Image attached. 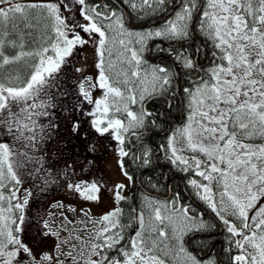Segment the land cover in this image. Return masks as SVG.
Returning <instances> with one entry per match:
<instances>
[{"label": "snow or ice", "instance_id": "6c2138e0", "mask_svg": "<svg viewBox=\"0 0 264 264\" xmlns=\"http://www.w3.org/2000/svg\"><path fill=\"white\" fill-rule=\"evenodd\" d=\"M157 40L167 64L144 58ZM89 43L96 76L88 88L68 84L65 69L83 75L72 58ZM9 66L18 68L0 73V264H62L43 250L57 235L43 217L42 250L28 242L26 176L42 177V189L59 183L83 201L102 199L106 184L88 169L78 179L75 164L59 174L46 164L61 114L77 137L85 123L110 137L120 174L135 185L139 173L144 188L134 197L125 183L107 189L114 207L92 220L83 264H222L213 234L224 235L227 264H264V144L242 142L264 138V0H0V70ZM161 160L183 191L144 175ZM162 188L165 199L152 195Z\"/></svg>", "mask_w": 264, "mask_h": 264}, {"label": "rangeland", "instance_id": "374dc122", "mask_svg": "<svg viewBox=\"0 0 264 264\" xmlns=\"http://www.w3.org/2000/svg\"><path fill=\"white\" fill-rule=\"evenodd\" d=\"M72 60L75 67H82L85 70L83 75H81L80 73H76L75 68L71 66L75 81L83 82L84 87L88 88L89 83L86 78H94L97 72L94 67L95 56L93 44L89 43L88 46L77 53ZM101 95L102 90L96 89L93 91L94 97L98 98ZM91 107V105L87 106L88 109H91ZM81 119H83V117H81ZM93 139L91 147L95 146V151H89V155L86 156L84 155L85 153H83L82 157L76 156L78 141L73 138L71 153L69 150L67 151L65 149L61 151L60 157L57 154L58 157L56 158L52 152V159L49 158L46 164L50 166L56 174H59L64 168L65 163L75 164L77 165L76 172L78 179L81 178V167L88 169L89 179L99 178L106 184L102 199L99 202L83 201L78 196L70 194L64 187H61L59 183L47 189H42L40 185L43 178L41 177V181H36L34 185V176L31 179H28L27 176L25 177L19 193L21 198H23L25 194L24 189H30L32 193L28 211L31 213L33 223L27 233L29 237L28 242L35 247L37 252L42 250L39 243L42 237L40 235L38 221L40 217H43L44 220H47L49 224L53 226L51 230L57 234L44 241L42 245L43 250L53 251L54 255H59L62 264H83L81 256L83 255L87 258L91 237L94 229L97 227L92 220L114 207L111 193L107 189L112 188L115 182H121L127 185L125 190L126 194H128L130 190V183L124 179L117 167V153L114 151L116 147L115 143L107 136L99 137L95 135ZM242 142L261 145L264 144V138L261 137V141L256 142L253 136L244 139ZM60 150L61 149H59V151ZM99 151L102 152L103 157L100 165L101 172H98L97 168H93L92 165L91 168H88L89 161L94 164L99 161V157L97 156L99 155ZM82 152H84L83 148ZM68 155H70V157H67ZM86 212L87 216L85 215ZM69 255H71L72 258H70Z\"/></svg>", "mask_w": 264, "mask_h": 264}, {"label": "trees", "instance_id": "16d2710c", "mask_svg": "<svg viewBox=\"0 0 264 264\" xmlns=\"http://www.w3.org/2000/svg\"><path fill=\"white\" fill-rule=\"evenodd\" d=\"M148 24H151L152 21H148ZM134 26L139 27L140 26V22H137V24H135ZM36 39L37 41L40 40V34L37 33L36 35ZM155 43H162L161 41L157 40L155 42H149V48L151 49L150 51H146L144 53V58L146 61H148L150 64H167L170 60V57L167 56L166 53H159L155 51ZM167 46V45H166ZM31 47H35V44L31 45ZM201 62L203 63V59L201 60ZM18 66H9L7 68H4L2 70H0V73H2L3 75L7 76L8 74H15V71L17 70ZM62 79H64L68 84H73L76 83L75 81V77L72 73L71 70V65L68 66L65 71H64V75L62 76ZM74 91V90H73ZM135 106H133L134 108ZM152 105H149V108H152ZM71 117H67L65 118L63 116V114H61L59 123H60V128L58 130V132L53 136L52 140L50 143H48L46 145V156L48 157L47 161H49V158L52 159V152L54 153L55 157L57 158L58 156L60 157L61 151H64L65 149L68 151H70L71 153V148H72V139H76V141H78V150L77 155L76 156H81L82 154L85 153L84 155H89V148H91V144L93 143V137L95 136L94 134L90 133L88 135V139H84V133H82V129H81V134L79 137H77L76 135H74L69 127V124L71 123ZM170 123H172L175 126V121H170ZM162 134H157L153 136V143H159L160 142V136ZM254 139L256 142L261 141V137L259 136H254ZM49 146V148H48ZM88 146V147H87ZM82 148L83 151L82 152ZM59 149H61L59 151ZM58 154V156H57ZM67 154V153H65ZM97 154V153H96ZM99 157V161L97 163H91L92 167H96L97 171L101 172L100 170V165H101V160H102V152L99 151V155H97ZM67 157H70V155H68ZM63 158V156H62ZM160 168L157 169L155 172H146L144 175L148 176L151 175L154 178H159L161 180H163V177H167V183L163 184V188H171L173 192H175L177 190V188L181 191L184 190V181L180 178H174V177H178L180 174H177L175 172H170L169 167L167 166V164L161 160L160 161ZM132 171H135V168L132 169ZM163 174V176L161 175ZM138 175V180L137 183L135 185L130 183V190L129 193L127 194L129 197H134V196H139V194L144 190V188L141 186V184L139 183V179H141L142 177H139V173H137ZM41 181V180H40ZM35 185V184H34ZM163 188L161 189V191L159 193L153 192L152 195H159V197L161 199H165V193L163 191ZM169 195H171V193H169ZM186 198L182 201L183 203H188L191 200V196L186 192L185 193ZM134 202L132 200L128 201V204H121L120 206L122 208H124V212L125 215H127L128 210H129V205L133 204ZM136 206L139 208L140 207V203L139 201L135 202ZM203 211L207 213V215L205 216V219H209V218H213V214L210 212V210H208L206 208V206H202ZM127 231H131V230H127ZM127 234V233H126ZM213 252L217 253L219 255V258L222 262V264H227V254L223 251V249L227 248V243L225 242L224 239V235L220 234V235H216L213 234ZM199 250L197 249V252ZM201 255H203V253H200ZM237 254L236 250H233L232 255ZM169 264H175V262L171 259V257L168 258Z\"/></svg>", "mask_w": 264, "mask_h": 264}, {"label": "flooded vegetation", "instance_id": "af4514ba", "mask_svg": "<svg viewBox=\"0 0 264 264\" xmlns=\"http://www.w3.org/2000/svg\"><path fill=\"white\" fill-rule=\"evenodd\" d=\"M165 46H166V43H165ZM90 109H88L87 107L85 108V111H88ZM82 133H85V132H88V135L91 133V131L88 129V125L85 123L82 125Z\"/></svg>", "mask_w": 264, "mask_h": 264}]
</instances>
